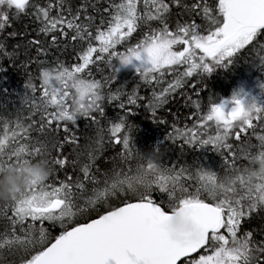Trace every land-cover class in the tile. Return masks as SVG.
I'll return each mask as SVG.
<instances>
[{
    "label": "snow or ice",
    "instance_id": "snow-or-ice-1",
    "mask_svg": "<svg viewBox=\"0 0 264 264\" xmlns=\"http://www.w3.org/2000/svg\"><path fill=\"white\" fill-rule=\"evenodd\" d=\"M250 52L264 71V0H0V72L26 74L0 176L52 169L0 202V264H264V82L207 89ZM181 101L137 148L138 110Z\"/></svg>",
    "mask_w": 264,
    "mask_h": 264
},
{
    "label": "trees",
    "instance_id": "trees-1",
    "mask_svg": "<svg viewBox=\"0 0 264 264\" xmlns=\"http://www.w3.org/2000/svg\"><path fill=\"white\" fill-rule=\"evenodd\" d=\"M255 57V52L245 54V58L237 60L228 69H219L207 80V89L209 93L224 96L230 95L246 77L255 78L259 82H264V71H260L254 66L250 60ZM33 75H35V69H32ZM122 73L125 74L126 82L129 86L134 83V77L131 74L130 69H122ZM26 80L25 70L22 67L13 68L10 64L5 65V71L0 72V90L7 91V99L9 103V111H13V107L19 106V96L25 92L24 83ZM142 95H150V90L141 91ZM3 99V97H0ZM177 99H180L177 97ZM175 102L166 105L160 109L158 115L161 119L169 121L168 125L157 126L152 122L150 113H146L143 109L138 110L137 116L134 118V123L139 127V131L135 137V143L137 148L141 150H147L149 146L155 144V142L166 135V130L171 131V121L175 118V114H179L180 121L186 123L184 116L187 115L188 109ZM110 115H115L114 110L109 109ZM110 154H113L110 150ZM177 153H169L167 159L175 160ZM208 155H212L209 153ZM191 160V155L187 157ZM33 161L32 163H35ZM68 174H71L69 172ZM60 178H63V173L60 174ZM3 179V176H0ZM255 227V225H253Z\"/></svg>",
    "mask_w": 264,
    "mask_h": 264
},
{
    "label": "clouds",
    "instance_id": "clouds-1",
    "mask_svg": "<svg viewBox=\"0 0 264 264\" xmlns=\"http://www.w3.org/2000/svg\"><path fill=\"white\" fill-rule=\"evenodd\" d=\"M34 174L44 179L52 174V169L44 159L6 169L3 179H0V202L8 200L16 190L28 187Z\"/></svg>",
    "mask_w": 264,
    "mask_h": 264
},
{
    "label": "rangeland",
    "instance_id": "rangeland-1",
    "mask_svg": "<svg viewBox=\"0 0 264 264\" xmlns=\"http://www.w3.org/2000/svg\"><path fill=\"white\" fill-rule=\"evenodd\" d=\"M258 82L259 81L255 78L246 77L237 88L242 86L245 88L246 91H250L253 94H257L259 92V89L257 87Z\"/></svg>",
    "mask_w": 264,
    "mask_h": 264
}]
</instances>
